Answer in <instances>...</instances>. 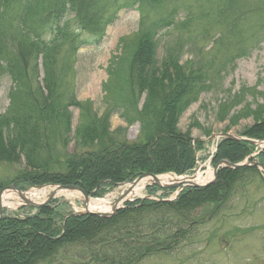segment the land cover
Here are the masks:
<instances>
[{
    "label": "trees",
    "instance_id": "obj_1",
    "mask_svg": "<svg viewBox=\"0 0 264 264\" xmlns=\"http://www.w3.org/2000/svg\"><path fill=\"white\" fill-rule=\"evenodd\" d=\"M240 1L218 0L221 7L216 19L224 22L223 32L231 36L237 32L239 36L244 16L246 21L247 16L255 15L260 18L258 30H264V4L246 7ZM165 3L167 0H125L121 4L117 0H0V77L7 74L12 81L9 106L0 115V163L24 162V169L8 185H76L89 194L104 189L108 180L120 183L143 173L183 175L192 170V145L188 139L177 138L173 118L209 88L208 75L194 62L183 72L177 66L178 59L170 56V49L158 59L157 38L163 30L174 27L176 12L187 9L183 5L166 18H153V9ZM146 5L150 23L140 31L135 46L124 45L121 40V54L112 59L102 87L105 101L113 102V106L104 118L95 120L82 102L65 98L66 88L51 64L53 44L49 39L43 41L38 33L55 32L56 40L64 37L70 44L76 40L77 48L99 45L104 38V30L98 31L102 20L112 22L122 9L138 7L143 11ZM255 6L258 10H251ZM7 29L17 30L16 37H6ZM221 32L213 38L215 45L224 40ZM241 94L223 104L218 121L225 120L230 109L242 103ZM70 107L79 109L74 138L83 149L61 155L56 145L62 139L65 145L70 133ZM263 110L264 104L255 109L246 105L229 121L233 125L234 120L252 116L257 123L242 136L264 139ZM114 114L128 124L140 121L144 140L128 146L115 140L106 128L107 118ZM83 119L89 120L86 123ZM253 150L248 143L224 140L213 163H236ZM257 159L264 167V154ZM256 175L260 176L253 167L224 168L210 187L186 189L173 203L137 200L110 220L63 215V204L39 208L24 218L8 214L0 220V264H139L146 258L178 251L196 239L199 229L211 220L221 221L234 195L240 193L241 199L246 198L245 185Z\"/></svg>",
    "mask_w": 264,
    "mask_h": 264
},
{
    "label": "rangeland",
    "instance_id": "obj_2",
    "mask_svg": "<svg viewBox=\"0 0 264 264\" xmlns=\"http://www.w3.org/2000/svg\"><path fill=\"white\" fill-rule=\"evenodd\" d=\"M117 1L119 4L125 2V0ZM141 1L146 2V0ZM191 1L167 0V3L153 9L152 15H154L153 18H166L176 7L177 9H181L183 5L187 7L184 12L183 10L176 12L174 27L167 31L163 30L157 38L158 59H161L166 50L170 49V51L172 50L170 56L178 59L177 66L183 72L186 73L192 65L191 63L194 62L208 75L209 88L199 95L195 103L179 113L173 120H175L174 129L177 138L190 140L194 151L195 165L191 171L185 174L190 176L197 172L194 174V181L204 182L207 187H210L216 181L218 173L213 172L215 167L213 157L221 141H235L233 138L252 141V143L247 142L254 148L250 156L233 163L235 165L241 163L251 165V160L258 161L257 157L264 154V139L242 136L245 129L257 123L252 116L234 120L236 123L233 125L229 121L233 114L246 105L255 109L257 105L264 104V30H258L260 18L257 15L247 16L246 21V16H244L239 27L240 37L236 36L237 32L234 33V36L225 34L223 32L224 22L221 24L216 19L217 11L221 7L218 0H200L197 3H191ZM240 2L241 6L245 3L246 7L264 4V0H241ZM258 8L259 6H255L251 10H258ZM148 10L149 6L147 5L143 11H139L138 7L131 10L122 9L114 21L102 20L98 31L104 30V38L99 45L77 48L76 40L70 44L64 37L56 40L55 32L52 35L45 32L38 33L43 41L49 39L53 44L50 53L51 64L55 75L58 78L61 77L62 84L66 88L65 98L73 97L82 102L88 116H96L95 120L104 118L106 110L113 106V102L105 101L106 96L102 87L108 79L112 59L121 54L120 42L124 40V45H136L140 31L150 23V19L148 16L146 17ZM75 14H77L76 11ZM71 16L70 22L74 19V13ZM219 30H222V35L224 34V40L215 45L213 38L217 36ZM16 33L15 29H7L6 37H16ZM72 47L76 50H73ZM38 69V80L42 84L39 61ZM11 87L12 81L8 75H1L0 115L9 106L8 95ZM238 92L242 93L240 95L242 103L230 109L228 115H225V120L218 121V113L221 109H225L223 104L230 103ZM142 102L143 97L138 100V104L136 103L138 108ZM69 111L71 113L70 133L65 145H63V139L56 145V149L61 155L73 154L83 149L79 145V141L74 138V130L79 123V109L70 107ZM129 114H133L132 109H129ZM261 117L264 118V110ZM88 120L83 119L86 123ZM106 122L107 132L122 144L130 145L144 140L140 130L141 122L138 120L128 124L119 115L114 114L110 115ZM173 142L176 143L175 140ZM196 145L201 146L202 149L196 150ZM23 169V161L11 165L0 163V187L8 185L7 183ZM164 174L170 177L181 176L173 172L158 175ZM133 180L120 183L108 180L106 182L108 185L99 192H96V189L89 194L83 191L87 199L79 192L60 191L48 203L46 201L53 188H35L48 184L20 185L19 189L23 196L29 195V201L42 205L41 208L63 204L60 208H62V212L64 210L63 215L66 216L84 214L86 209L91 213L111 212L112 215L110 214L109 217L101 218L104 220L114 218L127 208V204L145 200L144 198L147 196H150L149 199L154 201L173 203L181 193V191L178 193L176 189L162 190L147 185L131 190L129 183ZM262 180L264 181L261 176H253L250 182L246 183L243 191L246 198L241 199L240 193L234 195L236 198L233 203L229 204L230 210H226L222 215L224 218H221V221L211 220L201 227L196 239L190 240L178 251L155 255L146 258L139 264H264V186ZM51 185L59 186L58 184ZM94 202H99V205H94ZM108 204V209H102L101 206L106 207ZM113 205L115 210L112 212ZM0 206L2 209L0 220L7 217L8 214H16L24 218L32 216L38 211V209L24 206L15 192L5 194L0 201Z\"/></svg>",
    "mask_w": 264,
    "mask_h": 264
},
{
    "label": "water",
    "instance_id": "obj_3",
    "mask_svg": "<svg viewBox=\"0 0 264 264\" xmlns=\"http://www.w3.org/2000/svg\"><path fill=\"white\" fill-rule=\"evenodd\" d=\"M233 138V137H232ZM235 141H244V142H251L252 141H246L245 139H242L240 140L239 138H233ZM222 164L225 166V167H228V168H231V169H237V168H240L242 167V165H232L226 161H223ZM255 167L259 168L261 171L264 172V169L259 165V164H254ZM143 178H151L153 179L152 181V184H154L155 186L157 187H160V188H163V189H166V188H176L178 187L179 189H182L184 187H204V185H197V184H194V183H191V182H187V181H175L174 183L170 184L169 186H161L159 181H158V176H155V175H150V174H144L140 177H138L135 181L129 183V189H133L140 180H142ZM36 189H41V188H53V191L50 193V195L48 196L47 198V201L46 203H48L53 197L54 195L57 193V192H60V191H75V192H79L81 195H83L85 197V199H87V196L86 194L80 189L78 188L77 186H72V185H67V186H53V185H46V186H43V187H35ZM9 192H15L19 197L20 199L22 200L23 202V205L26 206V207H31V208H40L42 205H38V204H35L31 201H29L26 197L23 196L22 192L15 188L14 186L10 185V186H6V187H3L0 189V201L2 199V197L5 195V194H8ZM1 206H0V213H1ZM115 210V207L114 205L112 206L111 208V211L113 212ZM110 214L112 215V213H104V212H89L87 209L85 211L84 214H81L79 213V215H89V216H93V217H99V218H107L110 216Z\"/></svg>",
    "mask_w": 264,
    "mask_h": 264
},
{
    "label": "bare ground",
    "instance_id": "obj_4",
    "mask_svg": "<svg viewBox=\"0 0 264 264\" xmlns=\"http://www.w3.org/2000/svg\"><path fill=\"white\" fill-rule=\"evenodd\" d=\"M175 181V179H168L167 177H162V178H160V183L162 184V185H165V183H169L170 181ZM149 182V180H146V179H144L143 181H141L139 184H138V186L136 187V188H138V189H140V188H142L143 186H145L147 183ZM27 199H30L29 198V195H27V194H25L24 195ZM8 204V203H7ZM94 205H99V202H94L93 203ZM108 206H109V204L108 205H106V207H104V206H101V207H103L102 209H104V210H106V209H108Z\"/></svg>",
    "mask_w": 264,
    "mask_h": 264
}]
</instances>
